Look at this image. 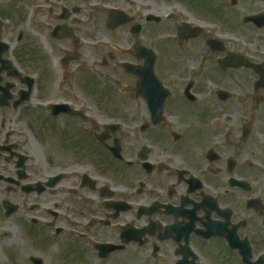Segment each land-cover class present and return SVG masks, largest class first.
Returning a JSON list of instances; mask_svg holds the SVG:
<instances>
[{"label": "flooded vegetation", "instance_id": "obj_1", "mask_svg": "<svg viewBox=\"0 0 264 264\" xmlns=\"http://www.w3.org/2000/svg\"><path fill=\"white\" fill-rule=\"evenodd\" d=\"M43 1L0 39V264H264V0Z\"/></svg>", "mask_w": 264, "mask_h": 264}, {"label": "rangeland", "instance_id": "obj_2", "mask_svg": "<svg viewBox=\"0 0 264 264\" xmlns=\"http://www.w3.org/2000/svg\"><path fill=\"white\" fill-rule=\"evenodd\" d=\"M187 1L190 2V0ZM194 1L200 2L203 0ZM162 2L167 3V0H163ZM45 4L43 0H0V20L2 21L0 39H7L10 34L14 37L17 32L27 35L33 32L31 37L37 40V43H40L39 36L36 34L37 32L40 33L45 27L47 20V15L44 13ZM38 6L41 9H38ZM96 86L97 90H100L98 83H96Z\"/></svg>", "mask_w": 264, "mask_h": 264}]
</instances>
